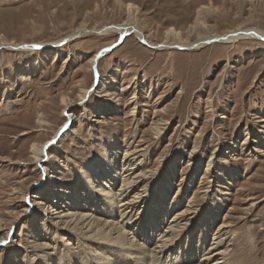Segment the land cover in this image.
<instances>
[{
    "label": "rangeland",
    "instance_id": "obj_1",
    "mask_svg": "<svg viewBox=\"0 0 264 264\" xmlns=\"http://www.w3.org/2000/svg\"><path fill=\"white\" fill-rule=\"evenodd\" d=\"M121 1L138 7L139 27L156 44L170 27L185 40L202 6L206 27L189 42L236 28L264 32V0ZM126 17L116 0H0V41L40 45L0 49V264L44 257L94 261L91 251L99 242L79 236L81 243L74 239L68 246L51 228L43 213L50 216L56 199L31 162V144L45 143L64 125L63 97L75 102V119L46 150L44 172L62 179L50 182L52 189L72 191L80 183V193L94 197L91 186L83 192L89 161L113 159L125 180L127 166L121 171V165L128 158L140 176L128 199L142 193L153 206L161 199L171 210L166 222L190 207L171 238L181 235L186 246L188 234L181 231L189 227L193 245L203 250L223 239L221 264H264V41L156 50L133 34L121 40L117 33L91 31L51 47L83 23L101 29ZM104 49L94 70L88 61ZM83 90L90 96L78 103ZM41 119L46 125L39 126ZM84 202L94 213L95 202ZM31 204L37 214L26 212ZM132 207L122 222L135 228L148 208L144 201ZM204 232L206 243L199 246Z\"/></svg>",
    "mask_w": 264,
    "mask_h": 264
},
{
    "label": "bare ground",
    "instance_id": "obj_2",
    "mask_svg": "<svg viewBox=\"0 0 264 264\" xmlns=\"http://www.w3.org/2000/svg\"><path fill=\"white\" fill-rule=\"evenodd\" d=\"M116 1L117 5L120 8H124L126 11L127 17L122 23L106 26L101 29H98L97 27L89 29L87 24L83 23L65 37L52 43L51 47L61 46L63 43H69L73 39L81 37L91 31L101 34L117 33L121 40L127 35L133 34L143 45L156 50L170 48L191 50L204 47L213 42L232 44L241 39H258L264 41L263 31L255 28H236L224 34L210 33L205 36L198 35L196 36L195 42H189V37L194 36V32L198 31L199 28L202 29L206 27L204 21L200 19L201 10L206 9L202 6L197 10L195 24L187 29L188 36L185 40L182 39L181 32L170 27L164 32L162 42L156 44L152 42L151 39H149V35H146L139 27V21L137 19L138 7L131 2L124 3L121 0ZM39 47L40 45H19L14 42L7 43L6 41H0V49L9 48L18 51H33L39 49ZM107 52L108 49H104L103 51L94 54L88 61L89 66L93 67L95 70L99 59ZM81 93L78 103H83V101L90 96L89 91L83 90ZM61 103L63 104V115L65 117L64 125H62L56 131L55 135L45 143L31 144L30 154L32 164L40 170L39 173L41 174L43 181L42 187L48 191V195L54 193V199H56L54 202L55 208L50 209V216L47 212H42L45 218L49 219V222L52 221L51 228H54V231L58 234L66 236L64 239H66V245L68 246L72 245L70 240L72 241L74 239L77 240V243H81L78 240L79 236H86L88 238L86 241L89 242H99L95 250L91 251L94 259L93 262L88 263L86 260L82 261L77 258L70 264H221V260H219L218 257L219 255L221 256V252H223V250L219 251V245L223 239H220L221 241L217 240L218 242L216 243H210L207 249L203 250V248L193 245L195 240L191 235V229L189 230V227L187 228L188 231H181L182 234H188V243L186 246L183 244V239L181 240V235L179 237L180 239L176 238V235L175 237L173 236L174 238H171V233L178 229V226L176 225L184 219L187 212L188 214L191 212L190 207L173 213L170 219L166 222V218L171 210L168 211L164 208L161 199L158 204L156 203L157 206H153V200L147 199V195L142 193L140 195L138 193L135 199L132 197V199H128L130 193H133L140 184V176L139 174H136V168H133V165L128 161V158L121 165V171L123 170L122 166H127V170L123 172L126 174L125 177L128 178L125 180L122 179V173L116 167V163L113 159L102 157L100 160L96 158L97 161L95 158L92 159V161H89L87 169H89V167L92 168L90 176L88 175V187H84L86 191L83 192H88L89 187L91 186L93 189H90V191L94 190V197L83 196V193H80V190H82V188H80L81 185H79L80 183L75 184V190L69 191V189H67L65 192H61L62 190L60 188L52 189L50 187V184L51 186H54L52 184L53 181L61 184L62 179L55 176H49V174L44 172L46 168H42V166L48 157L46 150L57 145L59 138L65 134L68 130V126L75 119L73 113L75 102L71 101L70 98L63 97ZM38 124L39 126H44L46 125V122L41 119V121H38ZM160 130L159 127H155V134L159 135L161 132ZM26 134H28L27 131L20 133L22 136ZM127 155L128 154L125 153L124 158H126ZM58 184L57 186L61 187V185ZM34 186L36 188L40 185L36 183ZM161 193H163V191H161ZM104 197L105 199H103ZM31 198L40 199L39 195L36 194H33ZM84 199H90L92 202H95L93 204L94 210L92 211L103 217H95L94 213L88 211ZM98 199H100V204H98ZM162 199H164L163 196ZM142 201H144V204L148 209L142 211L143 218L141 222L137 224L135 228H131V224L122 222L124 219L123 216L127 215V213L130 212L129 210L132 211V209H134L132 207L134 203L137 204ZM62 206H65L66 208L61 209ZM35 209L36 208L32 205L26 210V212L37 214ZM117 214L120 218L115 221L114 218L117 217ZM127 221L129 222V220ZM159 227H162V229L157 233ZM225 227L226 226L223 225L219 229H224ZM205 234L206 233L204 232L199 237V246L200 244L206 243ZM152 235L155 237L153 238L155 239L154 241H151ZM214 238L217 239L218 237L216 236ZM82 243H84L83 240ZM149 243L151 248H148L147 246ZM45 246L47 245L45 244ZM174 251L176 255L172 256ZM196 257H199L197 260L198 263H194L196 261H193ZM66 262L67 260H61L60 258L56 261V259L51 257H44L43 259H40L39 262L31 261L30 264H67Z\"/></svg>",
    "mask_w": 264,
    "mask_h": 264
}]
</instances>
